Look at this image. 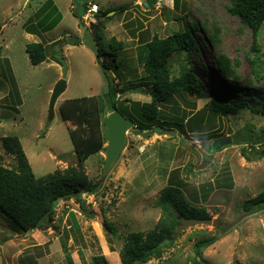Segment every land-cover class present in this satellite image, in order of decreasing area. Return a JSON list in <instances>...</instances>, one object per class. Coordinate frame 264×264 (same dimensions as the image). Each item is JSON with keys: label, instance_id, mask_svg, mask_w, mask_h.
I'll return each instance as SVG.
<instances>
[{"label": "rangeland", "instance_id": "1", "mask_svg": "<svg viewBox=\"0 0 264 264\" xmlns=\"http://www.w3.org/2000/svg\"><path fill=\"white\" fill-rule=\"evenodd\" d=\"M46 1L0 0V163L5 167L13 168L17 162L2 148L1 139L17 136L37 178L75 168L78 156L69 130H77L79 123L64 119L61 107L72 99L103 94L109 78L130 88L120 99L149 102L151 81L139 63L138 47L154 35L166 38L192 30L200 53L194 49L175 54L173 72L177 76L182 66L192 67L205 97L193 98L197 107L190 114L180 98H174L167 108H161L159 122L164 126L153 121L149 124L154 127L147 132H129L119 159L105 178V151L89 157L84 170L96 190L82 195L86 211L74 199L60 200L50 227L31 232L0 213V264H70L62 243L67 244L73 264H94L98 255L108 264H122L120 250L126 236L155 228L162 217L157 199L175 177L184 181L183 191L191 206L205 208L212 223L182 230L170 246H164L160 257L146 264H264V210L248 215L242 209L264 191V142L252 147L251 143L236 145L233 141L264 135V113L256 102L264 104V89H260L264 87V69L259 63L263 78L253 79V99L234 95L253 78L250 59L255 45L251 31L228 13L229 0H155L151 7L147 0H81L98 4L101 12L127 6L123 12L110 11L106 18L112 19L103 29L105 48L109 49L112 39L122 44L117 62L112 56L98 58L101 45L94 38L95 31L82 26L74 16L75 10L83 9L81 1L53 0L63 15L61 23L41 36L30 34L26 23L43 15ZM37 20L31 23L37 24ZM214 27L220 32L217 48L205 44ZM37 42L48 45L49 57L34 65L26 46ZM256 45L264 61V25ZM220 53L236 64L239 80L228 86L231 90L215 83L216 78L222 81L214 69ZM60 80L67 82V88L51 117L52 91ZM135 89L145 92L134 93ZM213 97L234 103L244 100L250 108L224 117L207 107ZM175 100L182 108L173 112L169 109ZM139 115L134 116L136 127ZM185 115L189 119L183 131L177 125L167 130L170 121L183 123ZM216 135L231 137L232 143L211 148ZM212 237L219 240L198 255L197 242Z\"/></svg>", "mask_w": 264, "mask_h": 264}, {"label": "trees", "instance_id": "2", "mask_svg": "<svg viewBox=\"0 0 264 264\" xmlns=\"http://www.w3.org/2000/svg\"><path fill=\"white\" fill-rule=\"evenodd\" d=\"M87 5L86 1H81L82 11H74V16L82 26L84 25L81 18L87 9ZM44 9L42 16L34 17L38 19L37 24L31 23L34 18H30L26 23V30L30 34L41 36L61 23L63 15L53 0H47ZM127 9L126 5H120L104 12L100 10L97 14V23L92 25L91 28L95 31V40H98L101 45L98 48V58L112 56L117 62L122 44L112 39L109 49L105 48L102 43L103 29H105L107 20L112 19V17L106 18L110 11L123 12ZM227 11L231 16L239 18L242 28H248L254 38V57L250 59L253 78L249 79L246 88L234 92V95L238 98L248 97L253 99L255 93L252 87L253 79L263 78L259 66L261 65V68L264 69V61L256 43L264 25V0H229ZM200 28L199 26L198 29ZM219 33V28L214 27L213 33L207 38L205 44H213L217 48L220 44ZM48 49V45L42 42L30 43L26 46V52L34 65L47 60L49 57ZM194 49L200 53L199 41L192 30L175 32L166 38L154 35L151 41L138 47L139 63L143 65L145 77L151 81L150 91L148 92L151 95L149 102L141 103L131 101L128 98L120 99L129 92L130 88L126 84L120 83L117 78L108 79L107 77L108 88L103 94L72 99L65 106H62L63 118L75 119L79 123L77 130H69L74 150L78 156V165L75 168L57 171L54 175H49L44 179L37 178L20 139L17 136L2 138V148L8 154L15 156L17 164L13 168H8L0 163V213L15 222L25 232H31L33 229L43 231L50 227L55 220L56 202L59 199H74L82 210L86 211L82 195L85 192L94 193L96 186L90 184L88 175L84 170V163L89 157L100 151H106L104 145L107 143L106 120L109 113L114 111L125 112L129 115L127 118L132 121H134L135 114L139 113L141 121H138L137 128L144 133V130H151L154 127V125L149 124L153 121L165 125V123L159 122L161 120V108H167V104L173 101L174 98L179 97L185 106L189 108L190 114L197 107L193 98L205 97L202 83L192 67L182 66L177 76L173 72L172 57L175 54L180 56L184 52L190 53ZM214 61L215 73L222 81L216 78L215 82V78L212 77V82L224 89H230L228 86L236 85L239 80L234 68L236 64H232V60L221 53L216 56ZM204 67L208 68L209 66L204 64ZM260 89L263 90L264 87ZM120 102L123 103L121 107L119 106ZM256 102L262 105L260 113H264V104L257 100ZM172 105L174 106L169 110L173 112L182 108L177 106L179 105L178 100H175ZM207 107L213 113L229 117L238 114L245 108H250V105L244 100L234 103L219 97H213ZM188 119L189 116L185 115L183 123L170 121V128L167 130H172L171 126L177 125L179 126L177 128L183 131ZM83 120L86 124L83 123ZM220 137L222 135H216V139ZM233 141L236 145L251 143L250 146L254 147V145L264 142V135L257 139L248 136L245 140L238 137ZM228 186L232 187L233 183H229ZM184 187V181L175 177L174 182L162 190L156 202L162 212L161 219L155 228L146 233L131 232L126 236L120 250L122 264H146L154 257H160L164 246H170L173 243L172 239L177 232L180 218L210 219L205 208L191 206L183 191ZM242 209L248 215L263 211L264 191L244 203ZM228 231H223L222 235H225ZM218 240L219 237L199 240L196 244L197 254L200 255L202 249L210 247ZM62 246L67 260L70 264H73L67 244L62 243ZM93 263L108 264L102 255L95 256Z\"/></svg>", "mask_w": 264, "mask_h": 264}, {"label": "water", "instance_id": "3", "mask_svg": "<svg viewBox=\"0 0 264 264\" xmlns=\"http://www.w3.org/2000/svg\"><path fill=\"white\" fill-rule=\"evenodd\" d=\"M155 0H147V4L149 7L152 6V3ZM67 88V82L65 80H60L52 91V97L50 101V115L51 117L54 116V110L56 103L59 97L65 92ZM138 92H145L143 89H135L134 93ZM106 128H107V147L105 151V164L103 167V178H105L111 171L113 165L119 159L126 143H127V136L129 132L137 131L138 128L134 125V122L128 118H126L123 114L119 111H114L107 116L106 120ZM149 130H146V132ZM232 143L231 137L219 138L216 139L211 148H215L219 146V148L223 146L230 145ZM62 199H59L60 201ZM56 202V205L58 203ZM212 220H203V219H187V218H180V224L178 226L176 235L181 233L182 230L196 226L201 224H211ZM35 230V229H33ZM32 230V231H33ZM201 264H208L205 261H201Z\"/></svg>", "mask_w": 264, "mask_h": 264}, {"label": "built area", "instance_id": "4", "mask_svg": "<svg viewBox=\"0 0 264 264\" xmlns=\"http://www.w3.org/2000/svg\"><path fill=\"white\" fill-rule=\"evenodd\" d=\"M100 12L98 4L88 5L86 11L83 13L81 21L85 27H91L97 22V14Z\"/></svg>", "mask_w": 264, "mask_h": 264}, {"label": "clouds", "instance_id": "5", "mask_svg": "<svg viewBox=\"0 0 264 264\" xmlns=\"http://www.w3.org/2000/svg\"><path fill=\"white\" fill-rule=\"evenodd\" d=\"M101 10V9H100ZM97 23V22H96ZM94 25V24H93ZM92 27V26H91Z\"/></svg>", "mask_w": 264, "mask_h": 264}]
</instances>
